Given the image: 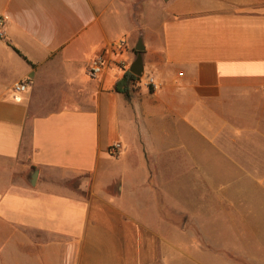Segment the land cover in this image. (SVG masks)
Listing matches in <instances>:
<instances>
[{
    "label": "crops",
    "instance_id": "crops-1",
    "mask_svg": "<svg viewBox=\"0 0 264 264\" xmlns=\"http://www.w3.org/2000/svg\"><path fill=\"white\" fill-rule=\"evenodd\" d=\"M0 17V264H264V0H0ZM236 201L238 244L176 236Z\"/></svg>",
    "mask_w": 264,
    "mask_h": 264
},
{
    "label": "rangeland",
    "instance_id": "rangeland-1",
    "mask_svg": "<svg viewBox=\"0 0 264 264\" xmlns=\"http://www.w3.org/2000/svg\"><path fill=\"white\" fill-rule=\"evenodd\" d=\"M186 201H183V205ZM233 206L232 214L234 218L232 220L227 219L226 217L221 218H200L197 219L196 225H202L206 228L208 232V236L202 237L198 234L197 231L192 228L189 232H184L183 234L176 235L179 237V240L183 243H191V242H200V241H210L214 243L216 249L221 252L224 250V245L226 243H235L238 244L239 242V222H240V215L239 210L241 206H244V203H239L238 201L231 203ZM193 207L196 208V203H192L189 206V209ZM195 226V225H194ZM170 233V232H169ZM172 238L174 235L172 233Z\"/></svg>",
    "mask_w": 264,
    "mask_h": 264
},
{
    "label": "built area",
    "instance_id": "built-area-1",
    "mask_svg": "<svg viewBox=\"0 0 264 264\" xmlns=\"http://www.w3.org/2000/svg\"><path fill=\"white\" fill-rule=\"evenodd\" d=\"M3 21H4L3 18L0 17V37L4 36V31L2 29ZM120 44L121 45L126 44V40H124V39L121 40ZM106 65H108V62H107L105 53H99L90 60L89 65H88V69H87L88 74L92 78H96L102 74ZM146 84L153 90L158 89L160 86V84L155 80V78L153 76H150L146 80ZM27 86H28V82L18 81L14 84V89L16 91H24L27 89ZM121 146H122L121 143L115 142L109 148L110 153L113 156H118L120 153Z\"/></svg>",
    "mask_w": 264,
    "mask_h": 264
},
{
    "label": "trees",
    "instance_id": "trees-1",
    "mask_svg": "<svg viewBox=\"0 0 264 264\" xmlns=\"http://www.w3.org/2000/svg\"><path fill=\"white\" fill-rule=\"evenodd\" d=\"M15 49L31 63V61L20 51V49L17 47H15ZM137 78V75H135L130 69H127L122 77L114 84V90L123 93L127 98H129L131 96L132 87Z\"/></svg>",
    "mask_w": 264,
    "mask_h": 264
},
{
    "label": "water",
    "instance_id": "water-1",
    "mask_svg": "<svg viewBox=\"0 0 264 264\" xmlns=\"http://www.w3.org/2000/svg\"><path fill=\"white\" fill-rule=\"evenodd\" d=\"M138 50L137 57L135 61L132 63L130 70L137 75L138 78L142 76L143 70H144V63H143V49L144 46H137L136 47Z\"/></svg>",
    "mask_w": 264,
    "mask_h": 264
}]
</instances>
